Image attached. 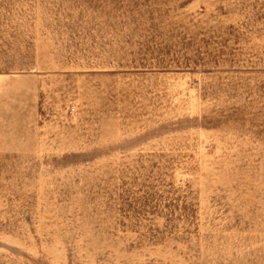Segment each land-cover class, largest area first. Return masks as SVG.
<instances>
[{"label": "rangeland", "instance_id": "374dc122", "mask_svg": "<svg viewBox=\"0 0 264 264\" xmlns=\"http://www.w3.org/2000/svg\"><path fill=\"white\" fill-rule=\"evenodd\" d=\"M0 264H264V0H0Z\"/></svg>", "mask_w": 264, "mask_h": 264}]
</instances>
